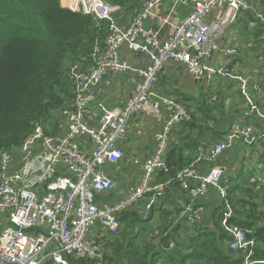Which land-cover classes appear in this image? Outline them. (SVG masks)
I'll list each match as a JSON object with an SVG mask.
<instances>
[{"label": "built area", "instance_id": "2783aa9c", "mask_svg": "<svg viewBox=\"0 0 264 264\" xmlns=\"http://www.w3.org/2000/svg\"><path fill=\"white\" fill-rule=\"evenodd\" d=\"M66 3L97 22L106 20L110 34L102 50L94 49L92 63H69L67 75L75 99L70 108H61L55 134L49 129L56 120L37 122L21 147L0 151V264H71L72 257L110 264L104 244L119 233V214L152 194L141 210L142 218H149L153 203L170 183L154 180L158 170H168L165 153L170 132L178 123L190 121L183 104L153 88L169 63L184 66L200 85L212 86L217 77L236 82L245 119L243 124L228 125L223 140L198 147L196 158L178 171L176 179L188 189L190 199L183 203L182 215L192 225L204 219L205 209L198 199L212 187L226 204L221 224L232 236L231 249L244 255V264H264L252 259L256 238L229 224L233 209L222 166L214 168L216 175L196 170L200 162L217 163L238 143L264 147V108L256 100L264 86V10H254L257 22L250 27L259 26L260 33L247 38L251 51L242 59L241 50L229 39L241 12L251 8L248 0H144L130 14L103 0ZM180 5L188 11L179 10ZM123 46L151 63L131 64L122 57ZM251 60L255 63L248 64ZM248 66L254 71L251 76L245 74ZM123 74L133 83L124 107L115 111L102 104L94 110L90 103L96 97L95 87L103 81L112 85ZM151 97H161L171 115L156 136L154 154L142 163L141 181L129 183L125 194L116 180V165L125 159L129 121L135 112L148 108Z\"/></svg>", "mask_w": 264, "mask_h": 264}, {"label": "trees", "instance_id": "16d2710c", "mask_svg": "<svg viewBox=\"0 0 264 264\" xmlns=\"http://www.w3.org/2000/svg\"><path fill=\"white\" fill-rule=\"evenodd\" d=\"M103 1L133 13L144 0ZM248 1L252 7L243 11L233 27L244 21L246 37L251 38L260 33L259 26L247 29L257 22L254 10H264V0ZM66 2L0 0V151L21 147L37 122L56 120L49 129L55 134L61 108H70L75 99L74 84L67 75L69 63L88 65L94 49L106 46L108 22H97L91 14L72 11ZM184 96L176 95L174 99L187 108L192 119L173 128L177 138L165 153L168 170H158L154 176L156 182L170 183L153 203L148 219L142 218L143 207L119 214L120 231L104 244L105 259L110 264H244V255L231 249L232 236L221 224L225 201L214 210L212 227H206L204 219L192 225L182 215L183 203L190 199L188 189L176 179L177 173L196 158L197 146L209 129L208 122L219 123L222 118H217V113L225 116L224 98L211 103L208 89L197 96ZM256 100L264 108V86ZM226 132L225 128L217 130V140H223ZM191 147L194 151L186 154ZM258 164L263 167L260 173L264 177V155ZM256 171L242 164L234 173L227 171L224 178L230 185L228 201L233 209L229 224L256 238L258 245L252 259L264 261V183L259 184ZM151 197L147 194V201ZM70 259L71 264H91L83 257Z\"/></svg>", "mask_w": 264, "mask_h": 264}, {"label": "crops", "instance_id": "0c3cea01", "mask_svg": "<svg viewBox=\"0 0 264 264\" xmlns=\"http://www.w3.org/2000/svg\"><path fill=\"white\" fill-rule=\"evenodd\" d=\"M182 7H184V9ZM178 8L181 11L187 10L183 5H180ZM121 53L123 58L127 59L131 64L135 66L139 64L146 66L151 63L149 59L143 60L142 55L130 52L126 46H123L121 48ZM182 73L188 74L184 66L178 68L174 64L172 66V64L169 63L158 74L161 80L157 77L153 86L154 90H156L157 92L161 91V93L163 92L165 95H169L164 97L177 98L176 95H179L180 97L184 98L185 94H190V96H197L198 94L205 93V91H207L208 89L213 92L210 98L211 103L216 102L219 98H224L225 116L221 117V114L217 113L216 117L222 118V120L219 123H216L215 120H210L208 122L209 129L207 131V134H205L200 140L199 145H204V148H207L218 141L216 134L217 130H221L224 128L226 129L228 125L233 123H244L245 119L242 115V110L238 108L237 110H234V107H239V104H241V107L243 108L242 99H240V96L237 93V91H239V88L236 82L226 78L217 77L214 80L212 86H203V84L200 85L196 83L193 78H191L193 83H187L189 91L187 89H183L184 92L178 91L174 88H170L166 85L165 79L170 78L172 80H179L178 78ZM173 84L177 85L178 82L173 81ZM132 89L133 83L130 81V78L126 74L120 75L118 77V80L115 79V81H113L112 85H106L103 81L99 86L95 87L96 97L93 101H91L90 106L95 107L94 110H97L96 108L98 107V105L101 106L103 104L109 109H114L116 111L117 109L124 107L127 97L132 92ZM160 96L163 95L161 94ZM215 96L216 98H214ZM160 98L151 97L149 99L148 108L135 112L133 117L129 121L128 133L126 139L123 142L125 159L121 163L116 165L117 168L121 169V174H119V177H121L122 183L120 184V187L123 189V192L125 194L128 193L127 189L128 184L130 183L127 181V177L130 175V173L134 172L133 169H140V167H134L138 165H141L142 173H144L142 163L146 158L154 154L157 147L156 136L158 133H160L159 129L162 127L164 122L166 124L169 116L171 115V112L166 108L164 103L159 100ZM233 100H235L234 105L231 102ZM184 103L186 102L184 101ZM191 119L192 115L190 114V120ZM177 127L179 130V128H181V125H178ZM257 127L261 128V126H259V123H257ZM213 133H215V136L213 135ZM175 138H177L176 128L173 129V134H171V137H169L168 147L171 141H173ZM199 145L197 146V148L200 147ZM240 149H243V151H245L246 147L236 145L234 149H231L226 154L221 155L218 162L215 164L207 161L198 163L196 166L197 172L209 175L214 170V168L222 166V178L227 171L234 173L237 170V164L240 157ZM187 151H194V147L187 148L186 154ZM242 164L243 163H240V167L242 166ZM258 166L262 165L258 164ZM118 172L119 171L115 170L116 175ZM212 173L213 175H216L214 172ZM198 202L201 203L205 209L204 220L207 225L206 227H212L214 219L213 212L217 207L221 206L222 200L217 195L215 189L211 187L208 193L198 199Z\"/></svg>", "mask_w": 264, "mask_h": 264}, {"label": "rangeland", "instance_id": "374dc122", "mask_svg": "<svg viewBox=\"0 0 264 264\" xmlns=\"http://www.w3.org/2000/svg\"><path fill=\"white\" fill-rule=\"evenodd\" d=\"M70 2H71V0H69V4H70ZM182 8L184 9V7H182ZM186 8H187V11H188L189 7H186ZM241 13H243V11ZM245 26H246V24L243 21V22H240L238 24V27H233V32L234 33H233V35H230L231 38L229 39V40H231V44L239 47V49L241 50V54H242L241 58L242 59H244V57L247 55V53H249L251 51V49H249L247 47V43L249 41L247 40V37H246V33L247 32L244 29ZM251 29H253V27L252 28L250 27L249 29H247V31H249ZM227 34H230V31H228ZM247 63L248 64H254L255 61L251 60L250 62H247ZM176 67L179 68L181 66H176ZM182 70H184V69H182ZM258 72H260V70H258ZM182 74L178 78L179 80H172L170 78L165 79L166 85L168 87H170V88L177 89L178 91H181V92H184L183 89H187L189 91L187 83H193V81L191 80V77L188 74H185V73H182ZM245 74L247 76H251V75L254 74V71L249 69V66H248L247 69H245ZM159 77L160 76L158 75V79L161 80V78H159ZM173 81H177L178 84L177 85L173 84ZM211 94H213V92H211ZM231 102H232L233 105L235 104V100H233ZM237 108L243 110V108L241 107V104H239V107L237 106ZM164 125H165V122L162 125V127L159 129V131L163 130ZM238 145L246 147V149H245V151H243V149L242 150L240 149V151H239L240 157H239V160H238L237 169L240 168V163H243V165L245 167H247V169L253 167L254 169L257 170L256 171V175L259 177V179H258L259 184H263L264 183V177L260 173L263 170V167L262 166H258L259 158L264 155V147H263V145L262 144H257L255 146H249V145H245V144H242V143H238L237 146ZM144 156H146V155H144ZM134 167H138V168L140 167V169H133L134 172L130 173V175L127 177V181L136 185V184L139 183V181H141L144 173H142L141 165L134 166ZM135 170H137V171H135ZM117 171H119V172L117 173V175L116 174L115 175H116L117 183H118V185L120 187V184L122 183L121 177H119V174H121V172H120L121 169L118 168ZM112 172H114V171H112ZM126 185H127V182H126ZM146 202H147V195L142 197L137 203L132 205L131 208L133 207V208H136V209L140 210L141 207L145 206Z\"/></svg>", "mask_w": 264, "mask_h": 264}, {"label": "water", "instance_id": "95a60500", "mask_svg": "<svg viewBox=\"0 0 264 264\" xmlns=\"http://www.w3.org/2000/svg\"><path fill=\"white\" fill-rule=\"evenodd\" d=\"M69 173H74V174H76L74 171H69Z\"/></svg>", "mask_w": 264, "mask_h": 264}]
</instances>
